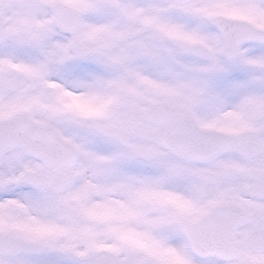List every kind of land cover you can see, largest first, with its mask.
Instances as JSON below:
<instances>
[{
    "label": "snow or ice",
    "instance_id": "snow-or-ice-1",
    "mask_svg": "<svg viewBox=\"0 0 264 264\" xmlns=\"http://www.w3.org/2000/svg\"><path fill=\"white\" fill-rule=\"evenodd\" d=\"M0 264H264V0H0Z\"/></svg>",
    "mask_w": 264,
    "mask_h": 264
}]
</instances>
